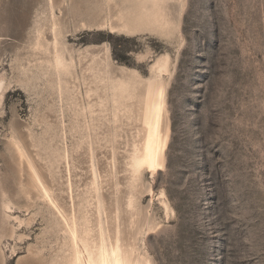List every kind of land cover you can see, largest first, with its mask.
<instances>
[{
	"label": "rangeland",
	"instance_id": "obj_1",
	"mask_svg": "<svg viewBox=\"0 0 264 264\" xmlns=\"http://www.w3.org/2000/svg\"><path fill=\"white\" fill-rule=\"evenodd\" d=\"M55 1L62 4L65 47L78 62L70 82L84 108L87 87L98 88L91 76L95 58L103 68L108 64L114 77L136 72L143 96L154 61L171 57L164 76L170 124L166 167L144 174L135 209L127 205L122 150L115 177L110 147L94 146L106 209L111 213L116 199L121 203L125 245L152 264H264V0H165L163 8L182 38L177 32L164 36L146 23L133 34L111 33L110 26L122 25L139 0ZM47 15L46 0H0V75L6 79L0 96V238L5 234L0 264H53L58 248L56 235L40 222L46 209L24 207L13 134L21 133L41 173L49 183L57 181L50 186L67 202L69 182L76 195L91 177L89 147L78 145L71 102L66 96L62 102L51 70L44 77L32 69L37 23L48 24ZM85 23L93 29L83 28ZM45 38L52 40L49 28ZM21 65L30 68L28 77ZM31 71L39 73L36 80ZM28 133L40 141L41 158ZM45 146L50 155L58 152L52 171L42 159ZM4 194L14 203L7 215ZM18 217H34L33 230L22 232Z\"/></svg>",
	"mask_w": 264,
	"mask_h": 264
},
{
	"label": "bare ground",
	"instance_id": "obj_2",
	"mask_svg": "<svg viewBox=\"0 0 264 264\" xmlns=\"http://www.w3.org/2000/svg\"><path fill=\"white\" fill-rule=\"evenodd\" d=\"M62 3L65 5L66 2ZM164 3L165 0H139L136 10L129 14V18L122 25L110 26L111 33L133 34L141 30V26L146 23L154 30H159L164 36L171 37L177 32L178 37L182 38L183 34L170 18V12L163 8ZM141 4L144 7H141ZM61 6L62 4L55 0H46L48 24L39 26L37 23L36 38L34 37L33 43V50L37 55L32 69H36L44 77L51 70L56 78L55 82L62 102H64V96L71 102L72 120L79 136L78 145L89 147L91 177L89 176L83 188L78 186L76 195L74 184L69 182L70 194L69 202H67L62 194L58 195L50 186L57 181L53 179L49 183L47 176L41 173L32 151L22 143L21 133L14 132L11 144L14 146L12 151L16 154L15 164L20 173L18 177L25 198L24 207L28 212L31 208L35 211L41 210V207L46 209L40 222L44 221L47 224L52 237L56 235L58 248L55 254L51 255L53 264H152L141 260V256L137 254L133 245H125L123 242L120 201L116 199L111 213L106 209L103 181L98 165L95 163L94 146L103 142L104 145L100 144L101 149L110 147L115 177L119 174L117 156L120 149L122 150L124 159L122 173L127 177L129 188L127 205L131 210L135 209L134 207L137 206L135 199H139L135 192L141 186L144 174L156 175L166 167L170 124L167 117L168 84L164 76L171 70V57L169 54H164L154 61L151 66V78L147 81L143 96L140 94L141 78L136 72L129 71L128 76L114 77L108 70L109 65H104L106 67L103 68L102 61L95 58L91 65V76L95 79L93 83L97 84L98 88L93 89L90 85L87 87L88 107L84 108L77 97L78 87L72 86L70 82V79L74 78L78 62L74 59L73 52L65 47V37L60 21L63 14ZM46 28H49L52 34L51 41L45 38ZM83 28L93 29L86 23L83 24ZM66 56H69V60ZM20 69L22 74L28 77L30 68L27 65H21ZM31 74L33 80L39 76V73L34 71H31ZM123 75L126 74L123 73ZM5 88V75H0V96ZM93 96L97 97L98 101H94ZM29 136L33 143L32 148L39 151L35 155L41 158L40 141L38 142L32 133ZM48 148L45 146L42 149L45 152L42 159L46 168L52 171L55 162L59 161L55 155L58 152H51L50 155ZM119 185L120 182H117L116 194L119 193ZM161 198L166 200L164 192L161 193ZM162 203L167 207L164 200ZM3 206L6 215L14 209L12 199L5 194ZM17 210H20V207ZM17 221L22 232L33 230L30 225L35 222L34 217L28 220L18 217ZM24 223L26 226H23ZM4 236L0 238V243ZM15 253L16 250H14Z\"/></svg>",
	"mask_w": 264,
	"mask_h": 264
}]
</instances>
